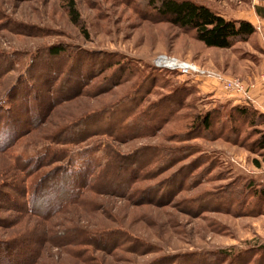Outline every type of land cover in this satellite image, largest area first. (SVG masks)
<instances>
[{
    "label": "rangeland",
    "instance_id": "obj_1",
    "mask_svg": "<svg viewBox=\"0 0 264 264\" xmlns=\"http://www.w3.org/2000/svg\"><path fill=\"white\" fill-rule=\"evenodd\" d=\"M74 1L80 24L70 17L69 0H0V120L7 110L33 115L23 104L28 98L38 114L32 119L40 120L0 150L5 263L24 249L34 264H264V202L255 195L264 186V166L254 162L262 163L254 143L264 124L221 127L212 119L204 130L196 117L225 118L245 103L219 81L155 65L168 57L239 79L259 109L264 49L255 35L230 49L208 48L156 14L149 0ZM191 1L217 14L264 5ZM53 47L66 52L53 57ZM176 95L185 104L169 119H153L169 100L180 102ZM138 115L152 119L141 122ZM64 129L70 130L60 136ZM61 137L69 141L56 144ZM48 147L51 162L29 175L21 171ZM72 166L95 173L79 204L50 221L25 211L32 188L42 181L50 191L56 184L49 174Z\"/></svg>",
    "mask_w": 264,
    "mask_h": 264
},
{
    "label": "trees",
    "instance_id": "obj_2",
    "mask_svg": "<svg viewBox=\"0 0 264 264\" xmlns=\"http://www.w3.org/2000/svg\"><path fill=\"white\" fill-rule=\"evenodd\" d=\"M149 5L156 14L168 20L173 25L184 30L192 31L195 38L208 48L230 49L235 43L247 41L257 32L256 28L249 22L227 20L223 16L215 13L208 6L204 4H198L191 0H149ZM68 9L72 21L75 22V24H80V15L74 0H69ZM65 50L66 49L64 47H53L50 50L52 54L51 56L60 57V55L66 52ZM168 83L170 82H167V84ZM186 90L193 92L196 89H193L192 87L189 89H177L173 95L177 94V92H187ZM183 96L176 95L177 99L180 100L178 103H176V101L169 100V109L166 113L164 112L165 110H163V108L168 106L167 103L164 106H160V108L157 110L158 112L155 113L156 116L153 115V119H155V117L156 119L160 117L159 119L161 122L162 119H169L172 117L173 114H175L177 110L185 104L186 99H184L185 97ZM189 97L190 96H187L188 99ZM29 102L30 99L28 98L25 100V102H23V104L27 105V109H29V111H33L31 108L32 105H30ZM31 102L33 104V101ZM32 111L31 113L33 115L29 113L30 115L25 117L24 112H26V109H21L19 112H15V110H7V113L4 114L3 118L5 119L2 125L3 133H0V140L3 143L0 144L1 151L8 150L10 147L14 146V143L16 144V141L21 137L19 132L22 131L24 125L27 127V129L22 132V135L23 133H27L28 131L38 127L40 120L32 119L34 118L33 116H38V114H35V111ZM215 114L216 113H209L205 117L199 115L200 117H196V119H201L203 121H201V123L204 130L206 131L212 127V119L218 120V122H220L219 124H221V127H225L230 124L232 125V123H235V125L238 126L241 124V122L248 123L251 127L258 126L259 122H262L260 124H264V115L252 104H243L233 107L232 112L225 118L222 117L221 113ZM134 119H140V121L143 122L145 121L143 119L152 118H145V116L141 117L138 115ZM69 130L70 129H64L61 131L60 136L65 135V133L69 132ZM234 132H238V130ZM257 135L258 139L254 143L255 151L259 152V156L262 158V163L257 160L254 162L257 167H261L262 165L264 166V132H259ZM66 139L67 138L62 139L61 137L56 138L54 141L56 144H61V142L63 143L69 141ZM5 144L7 145L4 146ZM46 151L47 153H41L39 156H37V158L33 159L32 162H27L26 167H22V165L19 166L21 167V171H23L26 175H29L34 173V171L31 172L32 170H36L38 167L44 166V163L46 164L51 162V160L49 159V161L48 158L50 157V154H52L50 153L52 149L48 147ZM55 153H53L54 157ZM60 170L61 169H55L49 174L51 175L50 177L54 178L55 184L58 186H53V189L50 191H44L43 189L45 185L41 184V181L39 187L32 188L34 191H31V195L25 196L28 197L25 202V211L30 212L32 215H35L44 221H50L53 217L65 212L70 207L79 204L82 201L83 193L90 188L91 183H89V181L92 180L91 178H93L95 173L91 172L90 167L85 168L82 171L79 169L77 170L73 166L71 169L63 167V172L61 173L62 175H59L58 171ZM59 180H65L67 184H59ZM45 195H47V200L42 199V197H45ZM255 195L261 202H264V186L258 189ZM2 246L7 247V243L4 242ZM5 250L14 251L17 249L9 247ZM18 252L21 253L14 254L15 256L12 263H5V260H8L7 257H5V254L7 253L1 250L0 262L2 264H21L24 262L26 263L27 260H29L28 263L34 264L36 259L34 255L32 256L24 249Z\"/></svg>",
    "mask_w": 264,
    "mask_h": 264
},
{
    "label": "built area",
    "instance_id": "obj_3",
    "mask_svg": "<svg viewBox=\"0 0 264 264\" xmlns=\"http://www.w3.org/2000/svg\"><path fill=\"white\" fill-rule=\"evenodd\" d=\"M155 65L161 70H170L171 72H176L186 77L195 79H212L219 81L220 83H222V87L226 92H228V94L237 97L239 101L245 104L253 105L251 90L246 87L245 83L239 79L225 80L217 75L200 69L196 65L188 62H182L177 59H171L168 57H160V59L156 61ZM262 83L264 86V75L262 76ZM262 95L264 99V88ZM259 111L264 115V104L259 107Z\"/></svg>",
    "mask_w": 264,
    "mask_h": 264
},
{
    "label": "crops",
    "instance_id": "obj_4",
    "mask_svg": "<svg viewBox=\"0 0 264 264\" xmlns=\"http://www.w3.org/2000/svg\"><path fill=\"white\" fill-rule=\"evenodd\" d=\"M218 14H220L227 20L246 21L251 23L257 30L255 37L258 42V45L261 49H264V5H260L257 9L255 8V6H253L245 13L241 11L231 12L223 9V12H218ZM259 94L255 93V96L261 100Z\"/></svg>",
    "mask_w": 264,
    "mask_h": 264
}]
</instances>
